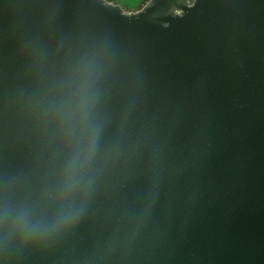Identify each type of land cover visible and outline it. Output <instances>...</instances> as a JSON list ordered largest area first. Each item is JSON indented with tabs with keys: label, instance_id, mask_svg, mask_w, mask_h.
Segmentation results:
<instances>
[{
	"label": "water",
	"instance_id": "obj_1",
	"mask_svg": "<svg viewBox=\"0 0 264 264\" xmlns=\"http://www.w3.org/2000/svg\"><path fill=\"white\" fill-rule=\"evenodd\" d=\"M0 264H264V0H0Z\"/></svg>",
	"mask_w": 264,
	"mask_h": 264
},
{
	"label": "crops",
	"instance_id": "obj_2",
	"mask_svg": "<svg viewBox=\"0 0 264 264\" xmlns=\"http://www.w3.org/2000/svg\"><path fill=\"white\" fill-rule=\"evenodd\" d=\"M106 2H109V3H111V4H115V5H117V4H119L116 0H105ZM131 1H135V0H131ZM147 0H138V2H137V7H135V8H132V7H130L128 4H126V3H123V5L124 6H126V7H128V10H124L125 12H127V13H132V14H134V13H137V12H139L143 7H145V5H147V3L149 2V1H147ZM145 4V5H144Z\"/></svg>",
	"mask_w": 264,
	"mask_h": 264
},
{
	"label": "rangeland",
	"instance_id": "obj_3",
	"mask_svg": "<svg viewBox=\"0 0 264 264\" xmlns=\"http://www.w3.org/2000/svg\"><path fill=\"white\" fill-rule=\"evenodd\" d=\"M105 1V0H104ZM119 4H117L121 9L128 10V7L124 6L123 3L128 4L130 7L135 8L137 7L138 0L131 1V0H116ZM150 1V0H149ZM106 2V1H105ZM108 3V2H106ZM148 4V3H147ZM144 8V7H143Z\"/></svg>",
	"mask_w": 264,
	"mask_h": 264
},
{
	"label": "trees",
	"instance_id": "obj_4",
	"mask_svg": "<svg viewBox=\"0 0 264 264\" xmlns=\"http://www.w3.org/2000/svg\"><path fill=\"white\" fill-rule=\"evenodd\" d=\"M147 1H149V0H147ZM147 1H146V2H147ZM108 3H109V2H108ZM144 5H145V4H144ZM145 6H146V5H145ZM141 10H142V9H141Z\"/></svg>",
	"mask_w": 264,
	"mask_h": 264
}]
</instances>
